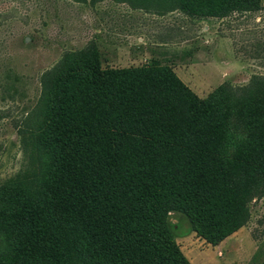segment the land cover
Instances as JSON below:
<instances>
[{"label": "trees", "instance_id": "1", "mask_svg": "<svg viewBox=\"0 0 264 264\" xmlns=\"http://www.w3.org/2000/svg\"><path fill=\"white\" fill-rule=\"evenodd\" d=\"M113 1L196 19L264 9V0ZM102 65L92 39L42 74L27 124L38 174L0 185V264H190L171 211L216 244L264 195L262 78L201 98L176 76L108 78Z\"/></svg>", "mask_w": 264, "mask_h": 264}, {"label": "rangeland", "instance_id": "2", "mask_svg": "<svg viewBox=\"0 0 264 264\" xmlns=\"http://www.w3.org/2000/svg\"><path fill=\"white\" fill-rule=\"evenodd\" d=\"M92 39L108 78L176 76L201 98L226 83L246 85L254 76L264 82V9L196 19L113 0H0V185L38 174L37 134L27 124L37 116L42 74ZM248 209L246 224L216 244L182 211L167 221L190 264H264V195Z\"/></svg>", "mask_w": 264, "mask_h": 264}]
</instances>
